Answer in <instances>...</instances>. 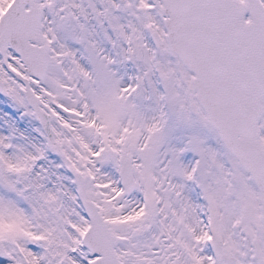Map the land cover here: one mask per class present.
<instances>
[{
	"label": "snow or ice",
	"instance_id": "obj_1",
	"mask_svg": "<svg viewBox=\"0 0 264 264\" xmlns=\"http://www.w3.org/2000/svg\"><path fill=\"white\" fill-rule=\"evenodd\" d=\"M0 264H264V0H0Z\"/></svg>",
	"mask_w": 264,
	"mask_h": 264
}]
</instances>
